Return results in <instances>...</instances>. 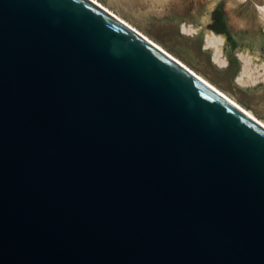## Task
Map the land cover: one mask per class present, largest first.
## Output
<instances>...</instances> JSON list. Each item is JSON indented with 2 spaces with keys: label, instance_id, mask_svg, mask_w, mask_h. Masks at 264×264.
<instances>
[{
  "label": "water",
  "instance_id": "obj_1",
  "mask_svg": "<svg viewBox=\"0 0 264 264\" xmlns=\"http://www.w3.org/2000/svg\"><path fill=\"white\" fill-rule=\"evenodd\" d=\"M0 264H264V126L90 0H0Z\"/></svg>",
  "mask_w": 264,
  "mask_h": 264
},
{
  "label": "rangeland",
  "instance_id": "obj_2",
  "mask_svg": "<svg viewBox=\"0 0 264 264\" xmlns=\"http://www.w3.org/2000/svg\"><path fill=\"white\" fill-rule=\"evenodd\" d=\"M99 1L264 120V0ZM205 30L223 37L218 59L204 45ZM243 57L254 82L238 77Z\"/></svg>",
  "mask_w": 264,
  "mask_h": 264
},
{
  "label": "bare ground",
  "instance_id": "obj_3",
  "mask_svg": "<svg viewBox=\"0 0 264 264\" xmlns=\"http://www.w3.org/2000/svg\"><path fill=\"white\" fill-rule=\"evenodd\" d=\"M92 1L95 5H97L99 8H101L102 10H104L106 13H108L109 15H111L112 17H114L116 20H118L119 22H121L123 25H125L126 27H128L130 30H132L134 33H136L137 35L141 36L144 40H146L149 44L155 45L157 48H159L162 52H164L165 54H167L168 56H170L171 58L175 59L177 62H179L180 64H182L185 68H187L188 70H190L191 72H193L197 77L201 78L203 81H205L207 84H209L212 88H214L215 90H217L219 93H221L223 96H225L227 99H229L231 102H233L236 106H238L240 109L244 110V112H246V114H248L250 116V118H253L254 120H256V122H259L260 124H262L264 126V120L262 118L257 117L253 111H251V109H247L245 107H243L241 104L238 103V101L233 98L231 95H229L228 93H226L225 91L221 90L220 88H218L217 86H215L213 83H211L209 80H207L204 76H202L200 73L194 71L193 69H191L190 67H188L183 61H181L178 57L172 55L171 53L167 52L161 45H159L157 42H155L154 40H152L150 37H148L146 34H144L141 30H139L137 27H135L134 25H132L131 23H129L126 19H124L121 15L117 14L116 12H114L113 10H111L107 5L101 3L99 0H90ZM257 3V2H256ZM260 6V11L262 12V15L264 17V6L262 4L259 3ZM258 6V8H259ZM259 10V9H258ZM260 12V14H261ZM182 29L186 30V31H190L191 27L187 25H185ZM193 29V28H192ZM203 32V38L205 39L204 45H210L213 46L212 48V52L213 54V58L218 59V55H219V47H218V42H220L222 40V36L215 34L213 32L210 31H202ZM221 62H225L224 60ZM249 59L246 57H243V66L241 71L238 74V77H240V81L241 82H245L246 79H243V76L246 75L247 78L250 79L251 82L256 81V78L252 77V73L250 72V66H249Z\"/></svg>",
  "mask_w": 264,
  "mask_h": 264
}]
</instances>
